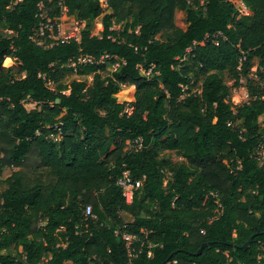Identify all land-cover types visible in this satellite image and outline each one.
<instances>
[{
  "label": "trees",
  "instance_id": "trees-1",
  "mask_svg": "<svg viewBox=\"0 0 264 264\" xmlns=\"http://www.w3.org/2000/svg\"><path fill=\"white\" fill-rule=\"evenodd\" d=\"M241 1L0 0V264H264V0ZM48 19L80 37L38 43Z\"/></svg>",
  "mask_w": 264,
  "mask_h": 264
},
{
  "label": "rangeland",
  "instance_id": "rangeland-1",
  "mask_svg": "<svg viewBox=\"0 0 264 264\" xmlns=\"http://www.w3.org/2000/svg\"><path fill=\"white\" fill-rule=\"evenodd\" d=\"M102 3H103V6L106 7L105 0H102ZM236 6L239 8V10L241 12L247 13V8L245 7V5L242 3L241 0H236ZM111 12H112L111 9L105 8V12L92 22L91 30H92L93 34H99L100 33V30L102 28L103 16L105 14L111 13ZM175 20H176V24L177 25H179L181 27H185L186 26L185 13L182 10H177L176 11ZM124 24H125V21L122 22L121 24H118L116 26V28H120ZM83 26H84V22L79 23V22L64 21L63 20V22H61L60 30H59L58 35H56V38H58V39H60V38L61 39H66V38L72 37V36L79 38L80 37V31H81V28ZM258 62H259L258 58H254L253 59V66L251 68V73H250L251 76H255V72L257 70ZM6 64L7 65L12 64V60L11 59H6ZM72 66L73 65L70 64L68 66V68L66 69V71H65V74H66V76L64 78L65 82H71L74 79L81 78L74 70L71 69ZM118 67L119 66H116V64H114L111 61H107L106 62V72H109V73L113 72ZM141 73L144 74V75L148 74L143 69H141ZM103 74L106 75L105 72ZM91 81H92V76L90 75V76H88V82L90 83ZM227 83L230 86H232V100H233L234 103L242 104L243 102H246L249 99V95H248V91H247V87H246V85H247L246 84V78L242 77L240 79V83H241L240 86H234L233 85L234 84V79H231V78H227ZM51 86H53V85H51ZM34 106H35L34 103H27V107L28 108H32ZM263 122H264V115L259 118V123L263 124ZM163 154H166V155L170 156L174 161H178V160L183 159L182 156L176 154L173 151H165V153H163ZM262 162H264V161H262ZM13 170L14 169L10 168V167H7V168L3 169V173L0 174V191H2L6 187V178L11 175Z\"/></svg>",
  "mask_w": 264,
  "mask_h": 264
},
{
  "label": "built area",
  "instance_id": "built-area-1",
  "mask_svg": "<svg viewBox=\"0 0 264 264\" xmlns=\"http://www.w3.org/2000/svg\"><path fill=\"white\" fill-rule=\"evenodd\" d=\"M61 22H63V20H61L59 22H53L52 20L48 19L47 22L41 24L39 31L35 35L36 36L35 38L37 39V36H41V37L44 36L46 30L50 31L49 36L56 38V35H58L59 30H60ZM55 26L57 27V30H58L56 35H54V27ZM37 40H38V43H40V44L42 43V39L39 38ZM107 56L108 55H106V57ZM245 57L246 56L244 55L241 58V61L244 60ZM92 61H93V57H91V56H81L78 59V62H80V63L92 62ZM102 61H104V56L102 57ZM71 64L73 66L76 65L75 62H72ZM114 64H116V66H120V64L118 62L114 63ZM126 111H128V109H126ZM141 145H142V139L141 138L136 139L132 142V147H134L135 149L140 148ZM142 183H143V178H139V179L134 178L128 169H126L122 172L121 177L117 181V184L122 188L123 194L126 198V202H128V203L132 202L135 192L137 191V189H139L141 187ZM84 213L88 217L93 216L92 206L87 205L85 207ZM122 236H123L124 240L126 241L127 247L129 248V250L131 252V250H132L131 245L133 244V241H135L137 239V237L130 234V233H126V232H124ZM149 255H151V252H149ZM258 264H261V263L259 262Z\"/></svg>",
  "mask_w": 264,
  "mask_h": 264
},
{
  "label": "crops",
  "instance_id": "crops-1",
  "mask_svg": "<svg viewBox=\"0 0 264 264\" xmlns=\"http://www.w3.org/2000/svg\"><path fill=\"white\" fill-rule=\"evenodd\" d=\"M121 215L125 219V221H127V222H131L134 220V217L127 212H122Z\"/></svg>",
  "mask_w": 264,
  "mask_h": 264
},
{
  "label": "water",
  "instance_id": "water-1",
  "mask_svg": "<svg viewBox=\"0 0 264 264\" xmlns=\"http://www.w3.org/2000/svg\"><path fill=\"white\" fill-rule=\"evenodd\" d=\"M247 244H245L244 246H246Z\"/></svg>",
  "mask_w": 264,
  "mask_h": 264
}]
</instances>
